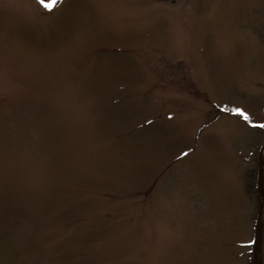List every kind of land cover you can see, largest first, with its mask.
Returning <instances> with one entry per match:
<instances>
[{"label":"rangeland","instance_id":"obj_1","mask_svg":"<svg viewBox=\"0 0 264 264\" xmlns=\"http://www.w3.org/2000/svg\"><path fill=\"white\" fill-rule=\"evenodd\" d=\"M263 145L264 0H0V264H250Z\"/></svg>","mask_w":264,"mask_h":264},{"label":"water","instance_id":"obj_2","mask_svg":"<svg viewBox=\"0 0 264 264\" xmlns=\"http://www.w3.org/2000/svg\"><path fill=\"white\" fill-rule=\"evenodd\" d=\"M258 191H259V196L261 199V204H260V212L257 220V231H256V238H255V250H254V263L259 264L258 262V250L261 242V230L263 227V222H262V210L264 206V175H263V170L262 167H260L259 170V175H258Z\"/></svg>","mask_w":264,"mask_h":264},{"label":"trees","instance_id":"obj_3","mask_svg":"<svg viewBox=\"0 0 264 264\" xmlns=\"http://www.w3.org/2000/svg\"><path fill=\"white\" fill-rule=\"evenodd\" d=\"M263 157H264V154H263ZM257 197L259 198V208H260L261 199H260L259 192H258V174H257ZM258 214H259V209L257 213V218H258ZM257 218H256V222H257ZM262 221L264 222V207H263V213H262ZM251 243H252V250H251L252 256H251L250 264H254L253 256H254V247H255V231H254V236H253ZM258 261H259V264H264V225H263V229L261 233V243H260V248L258 252Z\"/></svg>","mask_w":264,"mask_h":264},{"label":"snow or ice","instance_id":"obj_4","mask_svg":"<svg viewBox=\"0 0 264 264\" xmlns=\"http://www.w3.org/2000/svg\"><path fill=\"white\" fill-rule=\"evenodd\" d=\"M56 2H57V0H40V3L43 4L45 7H48V8L52 7ZM245 118L247 119L246 116H245Z\"/></svg>","mask_w":264,"mask_h":264}]
</instances>
